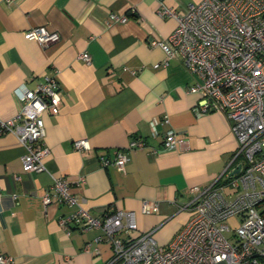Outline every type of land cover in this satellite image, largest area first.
Here are the masks:
<instances>
[{"label":"crops","instance_id":"crops-1","mask_svg":"<svg viewBox=\"0 0 264 264\" xmlns=\"http://www.w3.org/2000/svg\"><path fill=\"white\" fill-rule=\"evenodd\" d=\"M192 1L199 0H164L177 9ZM157 5V0H0V118L18 113L17 88L32 89L45 75L56 76L62 94L59 111L43 115L50 151L45 170L26 172L23 144L12 132L0 134V254L10 256V264H103L111 256L110 243L94 241L100 229L60 221L75 206L44 207L42 195L55 175L71 180V191L91 214L133 210L137 229L131 235L152 231L166 244L188 218L191 188L238 166L230 120L218 111L198 115L199 95L188 90L194 75L180 57H167L150 44L176 25L156 13ZM110 13L126 20L109 22ZM39 25L57 31L59 40L44 47L23 36ZM82 51L90 54V63L77 58ZM170 128L176 142L167 148ZM135 137L146 144L130 147ZM79 139L91 149L76 150ZM117 149L127 155L124 170L114 163L102 166L99 156L114 158ZM143 200L157 201L158 209L143 213Z\"/></svg>","mask_w":264,"mask_h":264},{"label":"built area","instance_id":"built-area-1","mask_svg":"<svg viewBox=\"0 0 264 264\" xmlns=\"http://www.w3.org/2000/svg\"><path fill=\"white\" fill-rule=\"evenodd\" d=\"M157 4L156 13L174 19L176 25L166 38H153L150 44L160 46L167 57H180L194 75L188 90L199 95L198 115L218 111L230 120L238 170L223 172L204 187L191 188L188 218L166 244L158 243L152 231L131 235L137 229L133 210L91 214L71 191V180L60 174L53 177L42 203L44 207L75 206L61 222L79 221L84 230L100 229L94 241L108 242L112 250L103 264H264V0H199L182 9L164 0ZM110 20L122 22L126 16L110 13ZM23 36L44 47L60 38L57 31L42 25L25 30ZM77 58L91 62L87 51ZM16 94L20 109L12 117L0 118V134L12 132L23 144L21 161L26 172L45 170L44 159L50 151L44 143L43 115L57 113L62 99L56 76L45 75L34 88H17ZM163 121H168L167 115ZM175 142V130L170 128L164 146ZM145 144L142 137L129 141L130 147ZM73 145L76 150L91 149L86 139L75 140ZM126 161L120 149L114 158L99 156L102 166L114 163L122 170ZM226 187L231 191L226 192ZM157 209V201H142L143 213ZM235 216L239 224L231 229L225 220ZM89 247L86 243L83 249ZM10 263V256L0 254V264Z\"/></svg>","mask_w":264,"mask_h":264},{"label":"rangeland","instance_id":"rangeland-1","mask_svg":"<svg viewBox=\"0 0 264 264\" xmlns=\"http://www.w3.org/2000/svg\"><path fill=\"white\" fill-rule=\"evenodd\" d=\"M225 222L229 225V227L231 229H234L235 226H237L239 224L238 217H236V216L226 219Z\"/></svg>","mask_w":264,"mask_h":264},{"label":"water","instance_id":"water-1","mask_svg":"<svg viewBox=\"0 0 264 264\" xmlns=\"http://www.w3.org/2000/svg\"><path fill=\"white\" fill-rule=\"evenodd\" d=\"M239 168V165L231 172V174L235 173Z\"/></svg>","mask_w":264,"mask_h":264},{"label":"bare ground","instance_id":"bare-ground-1","mask_svg":"<svg viewBox=\"0 0 264 264\" xmlns=\"http://www.w3.org/2000/svg\"><path fill=\"white\" fill-rule=\"evenodd\" d=\"M45 169H46V167H45ZM43 171V170H42ZM39 172V171H38Z\"/></svg>","mask_w":264,"mask_h":264}]
</instances>
